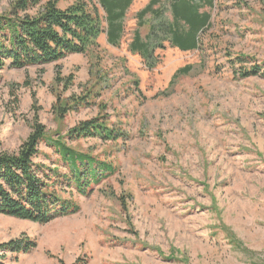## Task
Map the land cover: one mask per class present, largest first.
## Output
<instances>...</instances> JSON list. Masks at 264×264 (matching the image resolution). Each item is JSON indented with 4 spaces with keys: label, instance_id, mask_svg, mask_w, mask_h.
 <instances>
[{
    "label": "rangeland",
    "instance_id": "1",
    "mask_svg": "<svg viewBox=\"0 0 264 264\" xmlns=\"http://www.w3.org/2000/svg\"><path fill=\"white\" fill-rule=\"evenodd\" d=\"M13 1L0 0V15ZM129 13L120 47L102 34L87 54L0 71L1 152H18L36 121L53 138L104 114L126 133L68 141L116 172L87 194L55 185L77 214L47 224L0 215V244L36 243L6 263L264 264V0H216L203 49L168 47L153 71L128 51ZM84 97L91 105L74 104ZM39 151L37 163L69 173L46 142Z\"/></svg>",
    "mask_w": 264,
    "mask_h": 264
},
{
    "label": "trees",
    "instance_id": "2",
    "mask_svg": "<svg viewBox=\"0 0 264 264\" xmlns=\"http://www.w3.org/2000/svg\"><path fill=\"white\" fill-rule=\"evenodd\" d=\"M134 2L76 0L63 10L58 0L45 4L42 0H14L9 13L0 15V71L7 66L13 69L44 66L70 55L87 54L99 47L98 40L104 33L109 45L120 47L126 35L127 14ZM215 8L216 0H150L135 17L137 28L128 51L140 56L149 71L157 68L161 53L168 47L183 52L201 51L204 35L213 25L211 12ZM144 29H147L145 34ZM191 69L187 66L178 70L173 81L187 75ZM259 69L253 73H260ZM83 102L91 105L88 97L74 104ZM65 104L62 102L57 107L61 117L67 112ZM56 136L48 137L46 127L36 121L18 152L0 151V215L47 224L56 218L77 214L79 205L63 198L55 185L65 183L87 194L93 185L113 175L116 168L90 154L76 151L68 141L95 138L117 142L125 139L126 133L113 125L107 115L101 114L79 123L66 135ZM43 142L58 154L60 163L70 175H63L59 167L48 168L36 162ZM224 230L228 239L244 251L242 242L226 228ZM35 248L36 243L26 236L1 243L0 264H7L8 253L18 257Z\"/></svg>",
    "mask_w": 264,
    "mask_h": 264
},
{
    "label": "crops",
    "instance_id": "3",
    "mask_svg": "<svg viewBox=\"0 0 264 264\" xmlns=\"http://www.w3.org/2000/svg\"><path fill=\"white\" fill-rule=\"evenodd\" d=\"M136 6H132V10H130V13L129 14H132V13H138L139 11H141L146 5H148V1L146 2L145 0L143 1V0H136ZM71 6V5H70ZM70 6H68V7H70ZM144 6V7H143ZM67 7V8H68ZM66 8V9H67ZM61 9V8H60ZM127 16H129L128 14H127ZM133 23V22H132ZM102 37H104V40L107 38V36H106V34H103L102 35ZM100 42V41H99ZM130 42V41H129ZM106 44V46L108 47V45H107V43H105ZM110 49V48H109Z\"/></svg>",
    "mask_w": 264,
    "mask_h": 264
}]
</instances>
